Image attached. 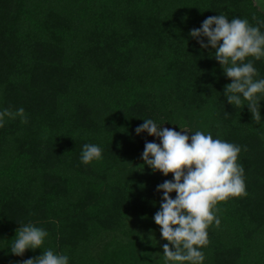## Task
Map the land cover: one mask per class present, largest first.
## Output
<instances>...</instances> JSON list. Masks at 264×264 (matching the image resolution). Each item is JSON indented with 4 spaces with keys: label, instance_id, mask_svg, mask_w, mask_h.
<instances>
[{
    "label": "trees",
    "instance_id": "16d2710c",
    "mask_svg": "<svg viewBox=\"0 0 264 264\" xmlns=\"http://www.w3.org/2000/svg\"><path fill=\"white\" fill-rule=\"evenodd\" d=\"M219 14L264 21L257 0H0V111L28 118L0 127V264L49 248L68 264H173L153 220L173 174L141 159L158 143L136 134L144 119L241 147L247 195L215 206L202 264H264V100L259 123L230 105L214 49L189 35ZM254 67L264 78V58ZM86 143L102 159L83 164ZM28 223L49 235L11 254Z\"/></svg>",
    "mask_w": 264,
    "mask_h": 264
},
{
    "label": "clouds",
    "instance_id": "9594fccd",
    "mask_svg": "<svg viewBox=\"0 0 264 264\" xmlns=\"http://www.w3.org/2000/svg\"><path fill=\"white\" fill-rule=\"evenodd\" d=\"M256 17L253 16V20ZM264 21L255 26L248 19L225 14L209 16L199 28H192L189 35L196 39L202 49H214V58L231 82L224 85L223 95L227 102L235 107L247 105L251 118L261 121L260 103L264 100V78L254 67V60L264 58ZM206 38V42H205ZM252 57L253 59H246ZM261 94V95H258ZM247 103H244V102ZM19 117L22 123L28 118L24 108L15 111H0V127L7 119ZM153 119L135 128L136 134L147 132L149 136L159 138V143L145 141L141 159L152 172L157 170L171 180H164L156 186L162 192L159 210L153 220L160 226L161 239L168 243L161 245L166 262H190L202 264L205 259L201 249L208 245L207 229L220 219L215 212L218 202L229 197L246 196L244 168L237 164L239 145L220 139H214L211 133L161 127ZM246 150V149H245ZM103 149L96 144H84L81 162L85 165L93 160L102 159ZM175 192V198L170 196ZM215 209V211H214ZM47 230L31 223L20 225L16 229V239L9 249L11 254L23 256L27 249L41 248ZM151 239V235H149ZM69 257L55 253L51 248L41 255L17 262V264H68Z\"/></svg>",
    "mask_w": 264,
    "mask_h": 264
},
{
    "label": "rangeland",
    "instance_id": "374dc122",
    "mask_svg": "<svg viewBox=\"0 0 264 264\" xmlns=\"http://www.w3.org/2000/svg\"><path fill=\"white\" fill-rule=\"evenodd\" d=\"M257 2L262 6V7H264V0H257ZM161 127H166V128H172V127H169V126H167V125H165V124H162L161 125ZM173 129V128H172ZM184 130H187V129H184ZM179 131H181V130H179ZM188 131V130H187ZM189 135L191 136L192 134L191 133H189ZM156 139H157V141H158V143L160 142L159 141V138H157V137H155ZM173 264H178L177 262H173Z\"/></svg>",
    "mask_w": 264,
    "mask_h": 264
}]
</instances>
